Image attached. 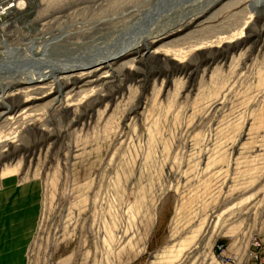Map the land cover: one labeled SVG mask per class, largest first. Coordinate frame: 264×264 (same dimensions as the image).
Wrapping results in <instances>:
<instances>
[{"label":"rangeland","instance_id":"374dc122","mask_svg":"<svg viewBox=\"0 0 264 264\" xmlns=\"http://www.w3.org/2000/svg\"><path fill=\"white\" fill-rule=\"evenodd\" d=\"M161 1L0 0V264L264 259V2Z\"/></svg>","mask_w":264,"mask_h":264},{"label":"water","instance_id":"95a60500","mask_svg":"<svg viewBox=\"0 0 264 264\" xmlns=\"http://www.w3.org/2000/svg\"><path fill=\"white\" fill-rule=\"evenodd\" d=\"M263 1V0H262ZM171 0H162L160 3H159V5H157L156 6V8H155V12L157 11H162L163 9H165L166 7H168V6H170V4H171ZM259 3H261V2H259ZM259 3H257V2H254V5L256 6V5H258ZM155 13H152V14H148L144 19H143V21H141L140 23H139V25H137L134 29H132L131 30V32L127 35V40H122L121 42H120V44H121V46L120 47H118V49L115 51V55L114 56H112V58L111 59H109V60H111V61H113V60H117V59H119V58H121L122 56H124L126 53H128L131 49H132V47L134 46V44H131V42H130V39H132V37L134 36V35H144V34H146L147 32H148V30H149V25H151L153 22H154V15ZM125 42H129V44H127V43H125ZM145 42V41H144ZM148 52H150V49L148 48L147 49V51H146V53H148ZM98 64L99 63H93V64H90V65H88L87 67H86V69H93V68H96V67H98ZM16 67V68H18V67H21L22 65H20V64H17V63H14L13 65H10V64H8V65H5L4 67ZM24 67V66H23Z\"/></svg>","mask_w":264,"mask_h":264},{"label":"bare ground","instance_id":"6f19581e","mask_svg":"<svg viewBox=\"0 0 264 264\" xmlns=\"http://www.w3.org/2000/svg\"><path fill=\"white\" fill-rule=\"evenodd\" d=\"M255 2H257V3H259V2H264V0L262 1V0H256ZM253 4V3H252ZM136 25V24H135ZM150 29V28H149ZM143 41V40H142ZM5 43V42H4ZM13 50H15L16 51V49H13ZM45 51V50H44ZM39 52V51H38ZM42 53V52H41ZM115 53V52H114ZM111 54V55H105L106 57H103V58H100V59H97V60H93V61H91L90 63H86V62H82L81 64H78V65H73V66H71L73 69H84V68H86V66H88V65H90V64H93L94 62L96 63H99V64H101V63H107V62H110L111 60H109V59H111L112 58V56H114L115 54ZM11 54H12V52H11ZM14 54V53H13ZM27 55V54H26ZM25 55V56H26ZM45 55V54H44ZM99 55V54H98ZM29 57V56H28ZM11 58H13V57H11ZM92 58V57H91ZM25 59V58H24ZM24 59H22V60H24ZM27 60H30V61H33L34 63H36V64H41V63H44L46 60H43L42 58H26ZM95 59V58H94ZM4 60L5 61H7L8 59H4V58H2V59H0V63H2V62H4ZM26 60V61H27ZM10 61V60H9ZM16 61H19V62H21V60H16ZM26 61H24V62H26ZM29 61V62H30ZM11 62V61H10ZM19 62H18V64H19ZM29 62H27V63H29ZM9 63V62H8ZM7 63V64H8ZM22 63V62H21ZM6 64V65H7ZM55 64V63H54ZM58 64V63H57ZM11 65H13V64H11ZM22 65H24V63L22 64ZM4 66H5V64H4ZM23 67V66H22ZM67 68H69V67H67ZM3 69H4V67H3ZM2 69V70H3ZM24 69V68H23ZM1 70V69H0ZM16 70V69H15ZM59 71V70H58ZM48 71H44L43 72V74L42 75H48V73H47ZM60 72V71H59ZM30 73V72H29ZM56 73H57V70H56ZM34 75V74H33ZM33 77V76H32ZM31 77V80H30V83H32V82H34V81H36V80H34L35 78H32ZM39 77H41V75L39 76ZM41 80V78L39 79V81ZM44 80V79H43ZM29 81V80H28ZM38 81V82H39ZM29 84V83H28ZM3 94V93H2ZM247 249V248H246ZM245 249V250H246ZM243 251V254H245L246 253V251ZM227 257H237V262L236 263H232V262H229V261H226L225 259H226V257L224 258V261L227 263V264H238V262L240 261V255H229V256H227Z\"/></svg>","mask_w":264,"mask_h":264},{"label":"built area","instance_id":"2783aa9c","mask_svg":"<svg viewBox=\"0 0 264 264\" xmlns=\"http://www.w3.org/2000/svg\"><path fill=\"white\" fill-rule=\"evenodd\" d=\"M251 246H255L256 250L252 249ZM261 246H262V244L258 240H255V242L252 243L250 245V247H248L245 250L246 253L240 259L238 264H254L256 262H259L260 264H264V259H263L262 255H261L260 250H258ZM220 248H222V247L220 246ZM225 260L229 261V262H232V263H236L237 262V257H226Z\"/></svg>","mask_w":264,"mask_h":264},{"label":"crops","instance_id":"0c3cea01","mask_svg":"<svg viewBox=\"0 0 264 264\" xmlns=\"http://www.w3.org/2000/svg\"><path fill=\"white\" fill-rule=\"evenodd\" d=\"M231 255H240V258H242L245 254H243V251H237L235 253H232Z\"/></svg>","mask_w":264,"mask_h":264}]
</instances>
